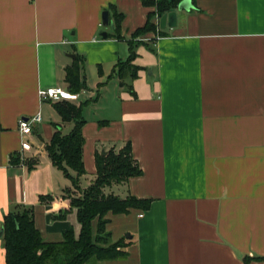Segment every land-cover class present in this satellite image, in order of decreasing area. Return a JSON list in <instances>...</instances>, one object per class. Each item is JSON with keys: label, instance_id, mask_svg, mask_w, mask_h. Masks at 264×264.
I'll use <instances>...</instances> for the list:
<instances>
[{"label": "crops", "instance_id": "crops-1", "mask_svg": "<svg viewBox=\"0 0 264 264\" xmlns=\"http://www.w3.org/2000/svg\"><path fill=\"white\" fill-rule=\"evenodd\" d=\"M192 1L190 10L174 9L175 26L139 37L140 68L125 79L130 87L114 74L115 64L129 57L131 34L154 5L0 0V229L20 204L34 207L45 240L61 241L70 228L79 236L77 209L64 211L72 180L46 148L55 123L68 132L73 122L39 91L68 89L65 68L80 54L88 87L76 100L91 99L83 110L82 185L96 177L97 150L130 140L143 173L115 191L153 201L146 209L109 211L107 230L113 241L126 239L127 254L90 263L264 264V0ZM105 9L112 22L124 14L120 36L102 22ZM38 112L34 147L24 151L19 119Z\"/></svg>", "mask_w": 264, "mask_h": 264}, {"label": "trees", "instance_id": "trees-1", "mask_svg": "<svg viewBox=\"0 0 264 264\" xmlns=\"http://www.w3.org/2000/svg\"><path fill=\"white\" fill-rule=\"evenodd\" d=\"M180 1L143 0L145 5H154L156 9L149 12L145 25L137 27L131 34L129 57L119 59L115 64L114 74L121 78V82L131 87L125 79H135L138 75L140 66L134 63V59L138 54L137 46L143 42L139 37L150 31L163 33L160 24L153 20V17L156 14L160 17L164 12L176 9ZM123 16V13L117 12L114 18V34L117 37L120 36ZM81 67L82 58L78 54L74 63L65 68L67 87L73 93L88 87ZM100 83V86H103L106 81ZM90 101L91 99L77 102L76 99L66 98L56 100L55 109L62 115L64 122H73V126L66 132L62 124L55 123L56 130L46 144L50 159L72 180L73 187L66 188L70 206L64 208V211L74 207L77 209V218L81 223L79 236L70 228L64 232L65 237L61 241L45 240L34 220V207L19 204L4 216L2 237L6 264H90L92 258L111 259L126 256L127 241L124 238L112 240V234L107 230L110 221L107 214L109 211L124 213L131 208L146 209L153 201L150 198H138L131 192L122 196L115 191L114 186L122 185L130 177L143 173L138 159L133 155V144L130 140L120 146L116 143L97 150L96 177L91 184L82 185V179L87 174L83 158L85 143L82 128L87 119L83 110ZM107 122L108 120H100L99 123ZM20 159L18 155L11 157L13 163L20 162ZM26 161L30 167L37 162L33 157ZM61 213H55L54 216H61Z\"/></svg>", "mask_w": 264, "mask_h": 264}, {"label": "built area", "instance_id": "built-area-1", "mask_svg": "<svg viewBox=\"0 0 264 264\" xmlns=\"http://www.w3.org/2000/svg\"><path fill=\"white\" fill-rule=\"evenodd\" d=\"M41 98H49L54 100H59L60 98L73 99L75 100L78 95L62 86H50L39 91ZM42 120V115L38 112L31 117H21L19 119V127L22 132V142L21 146L24 151L32 150L34 147L31 137L33 136V124L35 122H40Z\"/></svg>", "mask_w": 264, "mask_h": 264}, {"label": "water", "instance_id": "water-1", "mask_svg": "<svg viewBox=\"0 0 264 264\" xmlns=\"http://www.w3.org/2000/svg\"><path fill=\"white\" fill-rule=\"evenodd\" d=\"M179 8L180 9H187L190 10L192 9V7L194 6L193 1L192 0H181L179 3ZM176 15L177 12L176 10H172V11H166L164 12L159 20V24L160 27L163 29L165 28L167 25L169 26H175L177 24V20H176ZM102 22H104L105 25H111L112 27L115 26L114 22H112L110 20V10L109 9H105L102 13ZM102 35L106 36L107 35V31H103ZM70 56H72L73 58L76 56V53H69ZM152 71V66L149 67V71ZM28 118V117H27ZM103 153H105V151H103ZM4 233V227H2L0 229V237L3 236ZM128 237H131L132 234L131 233H127Z\"/></svg>", "mask_w": 264, "mask_h": 264}, {"label": "rangeland", "instance_id": "rangeland-1", "mask_svg": "<svg viewBox=\"0 0 264 264\" xmlns=\"http://www.w3.org/2000/svg\"><path fill=\"white\" fill-rule=\"evenodd\" d=\"M158 24H159V22H158ZM46 148H47V145H46ZM91 264V263H90Z\"/></svg>", "mask_w": 264, "mask_h": 264}]
</instances>
